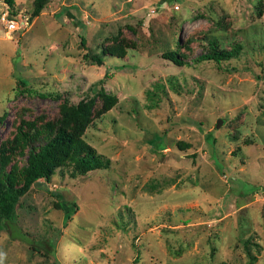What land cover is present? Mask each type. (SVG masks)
I'll return each mask as SVG.
<instances>
[{
  "label": "rangeland",
  "instance_id": "374dc122",
  "mask_svg": "<svg viewBox=\"0 0 264 264\" xmlns=\"http://www.w3.org/2000/svg\"><path fill=\"white\" fill-rule=\"evenodd\" d=\"M160 2L31 18L34 0H0L28 22H0V159L21 183L24 141L61 127L109 159L84 173L68 154L38 179L0 264H264V0ZM210 42L240 50L200 60Z\"/></svg>",
  "mask_w": 264,
  "mask_h": 264
},
{
  "label": "trees",
  "instance_id": "16d2710c",
  "mask_svg": "<svg viewBox=\"0 0 264 264\" xmlns=\"http://www.w3.org/2000/svg\"><path fill=\"white\" fill-rule=\"evenodd\" d=\"M9 3L11 0H7ZM48 0H34V11L31 13V18L35 17L41 11ZM170 0H161L160 5H167ZM83 40V39H82ZM84 43V40L82 41ZM209 50L202 52L199 55L200 60L215 61L217 63L228 58L237 57L240 47L223 49L218 47L217 44L210 42ZM85 58L93 57L92 59L98 63H102L101 56H88L84 54ZM171 59L178 63L177 58L171 56ZM19 83L26 85V81L21 77H18ZM103 96H107L101 92ZM26 139L28 148V158H26V164L23 169V180L21 183L16 181V173L13 167L9 164H5L0 159V232H9L11 236H21L22 234L18 230L17 217L15 207L18 204L20 198L31 188L35 182L40 178L49 179L53 174L54 169L59 166L60 159L66 157L68 154H74V161L76 169L78 171L86 173L87 171L97 168H105L109 164V159L103 158L94 149L89 146H85L82 142L75 139L71 134L67 132L64 127L58 130H53L52 135H48L46 139L30 140ZM57 199L63 202L60 195H55ZM59 207L63 210H67L66 206L59 203ZM70 209V207H68ZM68 216V213L66 215ZM25 239V238H24ZM26 241V240H25ZM48 247H52L53 240L48 239ZM218 264H227L221 262Z\"/></svg>",
  "mask_w": 264,
  "mask_h": 264
},
{
  "label": "built area",
  "instance_id": "2783aa9c",
  "mask_svg": "<svg viewBox=\"0 0 264 264\" xmlns=\"http://www.w3.org/2000/svg\"><path fill=\"white\" fill-rule=\"evenodd\" d=\"M0 22H2L5 32L9 33L22 30L24 28L23 25L28 23L27 20H22L20 16L9 17L7 13L1 15Z\"/></svg>",
  "mask_w": 264,
  "mask_h": 264
},
{
  "label": "water",
  "instance_id": "95a60500",
  "mask_svg": "<svg viewBox=\"0 0 264 264\" xmlns=\"http://www.w3.org/2000/svg\"><path fill=\"white\" fill-rule=\"evenodd\" d=\"M221 121H222L221 119L217 120L216 127H218L220 125Z\"/></svg>",
  "mask_w": 264,
  "mask_h": 264
}]
</instances>
